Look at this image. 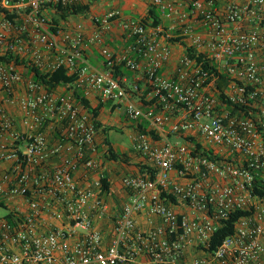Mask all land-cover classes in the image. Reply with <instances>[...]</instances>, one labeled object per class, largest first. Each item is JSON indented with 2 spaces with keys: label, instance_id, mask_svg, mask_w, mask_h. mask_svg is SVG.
I'll list each match as a JSON object with an SVG mask.
<instances>
[{
  "label": "built area",
  "instance_id": "1",
  "mask_svg": "<svg viewBox=\"0 0 264 264\" xmlns=\"http://www.w3.org/2000/svg\"><path fill=\"white\" fill-rule=\"evenodd\" d=\"M86 2L0 0V264H264V0H149L156 26L59 16ZM102 105L139 158L118 193Z\"/></svg>",
  "mask_w": 264,
  "mask_h": 264
},
{
  "label": "trees",
  "instance_id": "2",
  "mask_svg": "<svg viewBox=\"0 0 264 264\" xmlns=\"http://www.w3.org/2000/svg\"><path fill=\"white\" fill-rule=\"evenodd\" d=\"M97 1L98 0H87L86 3H78V4L67 6V7H57V11L61 19H67L69 16H75V15H83V14L86 15L91 12L92 7ZM141 1L144 3H147L149 0H141ZM52 19H53V22H57V19L55 17ZM140 20L142 23L150 24L151 26H156L161 23V19L157 11L155 10V8L149 5L146 10V14ZM32 71H34V80L43 84L49 90H54L59 86L73 83L76 78L75 75H69L63 69H59V70H56L48 74H42L41 72L35 69H33ZM100 109H101V106L91 109V113L96 119L99 116ZM96 125L100 126V123L97 121ZM111 129H113V127L112 128L106 127L104 128V131L106 133L108 130H111ZM104 144L107 146V151L105 153V159L107 161H117V162L127 161L126 154L115 152L114 149L111 147L110 142L107 139L104 140ZM107 180H108L107 178H104L102 180L104 190L106 191L109 190V187L107 185ZM238 216H239V213L231 216L228 220L224 221V225L215 234V238L210 245V250L216 249L217 246L220 244V242L226 236L233 233L234 223L237 220Z\"/></svg>",
  "mask_w": 264,
  "mask_h": 264
},
{
  "label": "rangeland",
  "instance_id": "3",
  "mask_svg": "<svg viewBox=\"0 0 264 264\" xmlns=\"http://www.w3.org/2000/svg\"><path fill=\"white\" fill-rule=\"evenodd\" d=\"M147 8L148 4L141 0H98L92 7L91 13L98 15L109 9H118L123 17L139 20L146 14ZM109 123L113 126V129L108 130L105 137L116 152L121 153L130 149V128L127 126V122L124 118L120 114H117ZM105 126L110 128L109 125L105 124ZM4 214L5 212L0 210V217Z\"/></svg>",
  "mask_w": 264,
  "mask_h": 264
},
{
  "label": "crops",
  "instance_id": "4",
  "mask_svg": "<svg viewBox=\"0 0 264 264\" xmlns=\"http://www.w3.org/2000/svg\"><path fill=\"white\" fill-rule=\"evenodd\" d=\"M109 34H120L117 24L113 26V29H112V31ZM108 44L110 46H115V40L114 41H110L109 40ZM87 56H88L89 61L92 64L99 65V58L97 57V50L91 49L87 53ZM114 118H115V115L110 111L108 105H102L101 109L99 111V116L97 118V121L100 123V126H101L100 127L101 132H100L99 138L103 141V144H104V140L107 139L105 137L106 133L104 131V128H106L105 124L109 125L110 128L113 127V126L110 125L109 121L114 119ZM110 145H111V143H110ZM111 147L114 149V147L112 145H111ZM114 151L116 152L115 149H114ZM121 153L126 154L127 150H125V151H123ZM126 158H127V164H123L121 162H112V163L109 162V163H107L108 169H109V172H110V176H111V178L114 181V183H113V191L116 192V193L120 192V186H119V182H118V177L121 176L122 173L136 172L137 171V165H138L139 158L136 156V154L126 155Z\"/></svg>",
  "mask_w": 264,
  "mask_h": 264
}]
</instances>
